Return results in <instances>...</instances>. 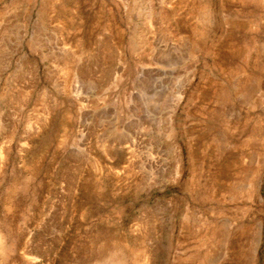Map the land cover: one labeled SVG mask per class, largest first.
Here are the masks:
<instances>
[{
	"label": "rangeland",
	"instance_id": "obj_1",
	"mask_svg": "<svg viewBox=\"0 0 264 264\" xmlns=\"http://www.w3.org/2000/svg\"><path fill=\"white\" fill-rule=\"evenodd\" d=\"M0 264H264V0H0Z\"/></svg>",
	"mask_w": 264,
	"mask_h": 264
}]
</instances>
